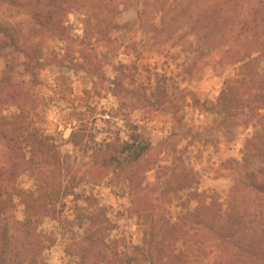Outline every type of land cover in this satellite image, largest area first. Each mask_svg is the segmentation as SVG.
<instances>
[{"label":"rangeland","instance_id":"obj_1","mask_svg":"<svg viewBox=\"0 0 264 264\" xmlns=\"http://www.w3.org/2000/svg\"><path fill=\"white\" fill-rule=\"evenodd\" d=\"M0 161V264H264V0H0Z\"/></svg>","mask_w":264,"mask_h":264},{"label":"trees","instance_id":"obj_2","mask_svg":"<svg viewBox=\"0 0 264 264\" xmlns=\"http://www.w3.org/2000/svg\"><path fill=\"white\" fill-rule=\"evenodd\" d=\"M137 148H142V145H138ZM5 168V166L2 164V162L0 161V171Z\"/></svg>","mask_w":264,"mask_h":264}]
</instances>
